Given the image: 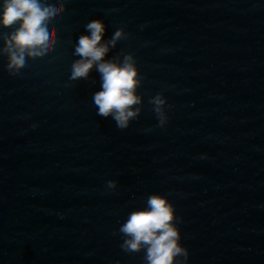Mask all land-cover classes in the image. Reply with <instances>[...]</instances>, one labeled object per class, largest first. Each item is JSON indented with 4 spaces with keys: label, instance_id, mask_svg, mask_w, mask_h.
<instances>
[{
    "label": "water",
    "instance_id": "obj_1",
    "mask_svg": "<svg viewBox=\"0 0 264 264\" xmlns=\"http://www.w3.org/2000/svg\"><path fill=\"white\" fill-rule=\"evenodd\" d=\"M91 19L138 69L125 129L97 115L95 67L70 79ZM55 27L19 71L0 53V264H146L119 228L153 192L188 264H264V0H65Z\"/></svg>",
    "mask_w": 264,
    "mask_h": 264
},
{
    "label": "clouds",
    "instance_id": "obj_2",
    "mask_svg": "<svg viewBox=\"0 0 264 264\" xmlns=\"http://www.w3.org/2000/svg\"><path fill=\"white\" fill-rule=\"evenodd\" d=\"M64 9L65 0H0V29L11 28L2 37L3 47H0V53L6 56V69L19 71L29 59L53 49L55 19ZM84 28L74 46L73 55L79 59L71 65L70 79L87 78L95 67L100 74V89L93 94L97 115H111L117 127L125 129L139 111L131 107L140 102L136 94L140 82L138 69L131 54L122 61L104 59L123 31L117 29L110 39L102 42L106 31L102 19H91ZM153 103L160 113L164 100L158 95ZM146 205L129 213L121 224L119 231L126 237L121 248L130 252L144 248L146 264H188L189 251L180 242V218L176 216L175 205L167 196L156 192L147 197Z\"/></svg>",
    "mask_w": 264,
    "mask_h": 264
}]
</instances>
